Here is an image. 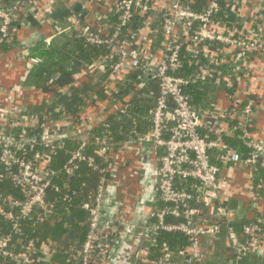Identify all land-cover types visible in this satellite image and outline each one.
I'll list each match as a JSON object with an SVG mask.
<instances>
[{
    "label": "built area",
    "instance_id": "2783aa9c",
    "mask_svg": "<svg viewBox=\"0 0 264 264\" xmlns=\"http://www.w3.org/2000/svg\"><path fill=\"white\" fill-rule=\"evenodd\" d=\"M28 1L0 0V46L12 41L18 23L26 26V19L19 17ZM152 1L118 0V20L111 33L101 34L88 24H83L79 32L85 43L110 49L108 55L113 74L130 68L136 70V79L141 83L145 80L157 82L159 93L155 104L148 109L150 133L144 135V139L134 132L113 146L109 138L103 136L97 140L98 146L92 154L84 152L88 139L84 135L103 123L109 114L117 112L121 116L126 113L127 102L106 104L92 123L80 127L69 123L70 127L61 134L49 130L27 132L21 128L19 116L26 110L25 104L18 101L19 98L24 100L22 85L6 86L0 82V124H3L0 127V183L7 182L18 192L5 194L0 189V223L6 227L3 229L0 224V264H58L53 257L61 246L49 238L28 236L25 228L47 220L53 214V203L46 199L48 189L57 192L64 188L62 199L71 200L74 191L69 187V179L74 176L79 161H85L98 176L94 189L87 192L80 205L86 213L83 240L78 248L72 249L68 259L72 264H94L124 206V201L117 197L115 162L119 159L118 153H128L136 144L135 153L139 159L149 155L152 201L156 207L146 212L142 208L140 223L133 222L132 218L118 222H121L120 240L109 254L111 262L115 261L120 248H125L128 239L138 238L135 261L203 264L201 238H215L221 230L230 241L234 264H241L236 258L246 254L264 259V141L251 135L248 123L260 104L245 96L230 128L225 129L217 117L206 121L204 113L193 105L188 91L190 85L204 77L198 72H184L183 65L184 48H190L193 53L203 43L213 46V53H208H211L207 57L208 63H225L229 75L232 71H240L246 60L264 50L263 0H249L250 5L244 11L248 27L243 30L236 29L234 23L228 21L229 15L238 14L242 5L240 0H204L201 9L188 6V0H169L161 11L163 42L158 58L144 54L137 43L145 17L153 15ZM58 22L51 20L55 32L73 27L71 22L66 26ZM218 24L220 29L216 30ZM124 32H127L126 40L121 39ZM43 42L49 45L50 38L45 37ZM23 52L30 64L41 63L42 58L30 54L27 48ZM235 109L231 104V111L223 112L221 116H227ZM27 115L36 123V112ZM225 136L236 138L238 146L225 145ZM63 138L75 139L79 145L71 151L62 167L66 180L60 188L52 182L57 171L49 167V162L55 150L62 146ZM236 163L251 169L258 188L250 200L252 217L240 223L229 217L230 210L224 204L219 180L220 164ZM255 187L251 185L250 190L254 191ZM202 205L212 208L214 219L201 217ZM160 232L181 233L186 236V245L172 250L162 243V255L152 259L150 255L158 245ZM175 256H181V263L174 260Z\"/></svg>",
    "mask_w": 264,
    "mask_h": 264
},
{
    "label": "crops",
    "instance_id": "0c3cea01",
    "mask_svg": "<svg viewBox=\"0 0 264 264\" xmlns=\"http://www.w3.org/2000/svg\"><path fill=\"white\" fill-rule=\"evenodd\" d=\"M168 2L169 0L152 1L153 15L145 17L143 29L137 41L144 54H153L156 58L162 54L161 11ZM240 2L242 5L238 14L229 15L228 21H232L236 29L243 30L248 27L244 11L249 7L250 1L240 0ZM76 3L81 5L80 10L73 11L69 17H64L58 22L62 26L71 22L73 27L63 32H55L51 23L53 19L49 17L50 12L56 6L73 7ZM262 3L264 5V0ZM24 18L26 26L18 23V29L12 41L0 46V82L6 86L22 85L24 100L19 98L18 101L24 103L26 107L25 112L19 114L22 121L21 128H25V131L49 130L61 134L70 127L69 123L79 127L86 126L94 121L106 104L128 103L134 95L148 100L152 104L150 108L155 104L159 93L157 82L145 80L141 83L136 79V70L130 68L113 74L110 62L106 64L93 57L89 58L88 54L87 58L78 59L80 50L75 47V41L72 38L80 36L79 32L83 24L90 25L93 30L101 34L111 33L118 20V0H29L19 17V19ZM136 19L140 17L136 16ZM215 28L219 30L220 25L218 24ZM126 33L121 35L122 40L127 39ZM45 37L50 38L49 45L44 44ZM67 39L70 41V44L65 47L68 52L61 54L60 47ZM52 41L56 42L55 45L51 44ZM212 47L201 43L193 53L190 48L183 50L184 72H198L204 77L190 85L188 89L193 105L204 113L206 121H212L213 117H217L218 122L226 129L234 125L240 102L244 97L252 98L255 103L260 104V107L255 108V113L248 119L249 130L254 138L264 141V50L246 60L240 71H232L229 75L225 63L219 64L220 66L208 63L207 57L213 53ZM24 48H27L32 55L40 56L41 63L44 62L43 65L51 64L52 74L49 78L42 81L33 76L31 72L37 65L28 62L27 55L23 52ZM49 48L53 52L51 56L44 54V50ZM209 52L211 53L208 54ZM82 85L87 86L82 92L77 91L83 100L82 105L73 103L71 108L66 106L62 99L72 98L73 91L78 90ZM126 85L129 89L119 98L117 94ZM231 104L236 108L235 111L222 117L223 112L231 111L229 110ZM27 110L36 112V123L27 117ZM134 113L142 127L137 133L149 135L148 110L137 108ZM2 126L3 124H0V127ZM202 132H204L203 129ZM84 136L88 138V134ZM234 139L236 140L232 136H225L223 142L225 145L237 147L238 142L236 143L237 140ZM135 147L136 145L132 146L133 149ZM118 155L119 159L115 162L118 172L117 197L125 202L119 221L123 222L132 218L133 222L140 223L141 209L143 208L146 212L156 207L155 202L152 201L153 178L149 155L147 157L144 155V158L140 159L134 156L133 159H129V154L125 152H120ZM135 168L138 174L133 173ZM219 180L224 204L230 210L229 217L237 223L250 219L253 215L250 200L258 189L251 169L242 167L241 163L220 164ZM251 185L256 186L254 191L250 190ZM201 209L202 218L214 219L211 207L202 205ZM118 222L115 229L110 232L104 248L96 255L94 264H113L116 260L120 261L121 254L127 251V248H120L121 251L118 252L115 261L109 260V254L113 252L120 240L121 222L120 224ZM134 241V239H128L125 244L132 246ZM201 248L204 254L203 264H234L235 257L224 230H221L215 238L202 237ZM236 259L241 264H264L263 258L253 254H246ZM174 260L181 263L182 258L175 256ZM131 263H136L134 258L131 259Z\"/></svg>",
    "mask_w": 264,
    "mask_h": 264
},
{
    "label": "trees",
    "instance_id": "16d2710c",
    "mask_svg": "<svg viewBox=\"0 0 264 264\" xmlns=\"http://www.w3.org/2000/svg\"><path fill=\"white\" fill-rule=\"evenodd\" d=\"M204 5V0H188V6L196 9H201ZM134 25V23H133ZM132 26V25H131ZM75 42L74 45L80 50L79 60L83 58L93 57L96 60L109 63L111 58L109 57L110 49L105 46H94L84 42L82 37H73ZM55 41L51 44L55 45ZM70 44L67 39L61 45V54L68 52L66 45ZM44 54L53 55V52L49 49L44 50ZM44 62L37 65L31 73L37 79L44 81L49 78L52 74L51 64L43 65ZM132 77V76H131ZM87 88L86 85H82L78 90L73 91L72 98H63L62 102L71 108L73 103L82 105L83 100L79 97L78 92H82ZM129 89L126 85L122 91L117 94L119 98ZM78 91V92H77ZM121 96V97H120ZM65 97V96H64ZM128 108L126 113L119 115L117 112L109 114L103 123L96 125L88 133L87 143L84 145V152L86 154H92L95 147L98 146L97 140L103 136H107L110 142L113 144L121 143L124 139L132 136L134 132H138L139 128H142L137 117L135 116L134 110L140 108L147 111L152 104L146 99L134 95L128 102ZM38 109V108H37ZM35 109H33L34 111ZM31 132V131H30ZM123 139V140H122ZM235 140V139H234ZM236 141V140H235ZM118 143V144H119ZM237 143V141H236ZM78 141L70 138L62 139V146L57 148L52 154L49 167L57 171V174L52 179V182L61 185L66 180V176L62 171V167L67 159L71 155V151L78 147ZM95 159L101 161L98 156ZM98 173L91 169L85 161H79L74 176L69 179V187L73 189L74 194L70 201L62 199L64 188L59 191H53L52 189L47 190L46 199L53 203L54 212L47 219L42 222L36 223L33 227H26L25 232L28 236H39L41 238H49L56 241L61 247L59 251L54 255V260L58 264H72L68 259L70 257L73 248H78L81 241L83 240L86 231V213L81 208V202L84 200L88 191L94 189L97 182ZM0 189L5 194L12 193L17 194V189L12 187L7 182L0 183ZM168 220L176 221L182 220V218H168ZM2 228L6 227L1 222ZM59 238V239H58ZM70 241V242H68ZM166 243L172 250H178L186 245V236L181 233H167L160 232L157 236V246L151 252L150 258L156 259L162 255L161 244ZM134 264H149L143 260H137Z\"/></svg>",
    "mask_w": 264,
    "mask_h": 264
},
{
    "label": "water",
    "instance_id": "95a60500",
    "mask_svg": "<svg viewBox=\"0 0 264 264\" xmlns=\"http://www.w3.org/2000/svg\"><path fill=\"white\" fill-rule=\"evenodd\" d=\"M81 8V5L79 3H76L73 7L71 8H64L60 6L54 7V9L50 12L49 17L53 20L61 21L63 17H67L70 15L71 12L73 11H79ZM139 239L137 238L133 245H127L125 248H127V251H124L121 254V262L120 264H131V260L134 255H135V249L136 246L138 245ZM117 261V260H116ZM119 262V261H118Z\"/></svg>",
    "mask_w": 264,
    "mask_h": 264
},
{
    "label": "rangeland",
    "instance_id": "374dc122",
    "mask_svg": "<svg viewBox=\"0 0 264 264\" xmlns=\"http://www.w3.org/2000/svg\"><path fill=\"white\" fill-rule=\"evenodd\" d=\"M139 134V136L140 137H142L143 139H144V135L146 134H143V133H138ZM144 142V141H143ZM143 144V143H142ZM137 145V144H136ZM141 146V145H140ZM135 151H136V149H134L133 150V148H132V150H129L128 151V154H129V159H133L134 157H138L139 158V156H138V154L137 153H135ZM134 156V157H133ZM139 169H141V167L139 168ZM131 172V171H130ZM136 172V168H135V170L133 171V173H135ZM131 174V173H130ZM132 175V174H131ZM124 204H125V202H124Z\"/></svg>",
    "mask_w": 264,
    "mask_h": 264
},
{
    "label": "flooded vegetation",
    "instance_id": "af4514ba",
    "mask_svg": "<svg viewBox=\"0 0 264 264\" xmlns=\"http://www.w3.org/2000/svg\"><path fill=\"white\" fill-rule=\"evenodd\" d=\"M120 262H121V260L119 262L118 261H115L113 264H120Z\"/></svg>",
    "mask_w": 264,
    "mask_h": 264
}]
</instances>
